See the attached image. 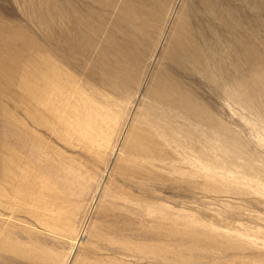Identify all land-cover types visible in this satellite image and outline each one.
I'll return each instance as SVG.
<instances>
[{
  "label": "rangeland",
  "instance_id": "obj_1",
  "mask_svg": "<svg viewBox=\"0 0 264 264\" xmlns=\"http://www.w3.org/2000/svg\"><path fill=\"white\" fill-rule=\"evenodd\" d=\"M108 1L0 0V264H264V9L218 0L262 56L233 84L205 0ZM190 5L202 47L218 40L211 76L170 53ZM166 72L220 131L163 115Z\"/></svg>",
  "mask_w": 264,
  "mask_h": 264
},
{
  "label": "bare ground",
  "instance_id": "obj_2",
  "mask_svg": "<svg viewBox=\"0 0 264 264\" xmlns=\"http://www.w3.org/2000/svg\"><path fill=\"white\" fill-rule=\"evenodd\" d=\"M85 1V0H84ZM103 1V0H102ZM116 1V0H114ZM206 1V4H207V9H203L202 11L204 12V15L203 16H207L206 14L208 13L213 19L215 20H221L222 22H224V25L225 27L230 30L229 33H230V39H229V42L227 44V47L229 48V50H231V52H234V53H237L238 54V59L239 61L237 62L235 59V61H227L225 58L222 57L221 58V63L219 65H221V68L222 70L226 73L227 75V78L228 80H226L227 82H230V83H233V84H236V83H242L241 79H242V75H243V68H242V63L243 61L245 62V64L249 63L250 65H253L255 62H258L260 60V63L257 64L256 68L257 67H261V60H262V56L261 54L258 53V49H257V46L256 44H252L250 41H247L246 39L243 38V36H241V30L242 28L244 27L243 24H242V21L241 19L239 18V16H237L234 11L229 7V6H220L221 4V1H218V0H205ZM223 1V0H222ZM248 1V3L251 5L252 7V10H254V12H261L263 9H264V0H246ZM111 3V1L109 0L108 3ZM135 2V1H134ZM220 2V4H219ZM230 2V0L228 1V3ZM232 2V1H231ZM230 2V3H231ZM96 3V2H95ZM104 3V2H103ZM102 3V4H103ZM118 3V2H117ZM124 3V2H123ZM205 3V2H204ZM227 3V4H228ZM72 4V3H71ZM82 4V3H81ZM101 4V6H102ZM75 5V4H74ZM85 5H88V4H85ZM84 5V6H85ZM92 5V4H91ZM109 5V4H108ZM112 5V4H111ZM123 5V4H122ZM194 5V4H192ZM77 6V5H76ZM99 6V4H98ZM115 6V5H113ZM128 6V5H127ZM191 6V5H190ZM205 6V5H204ZM82 7V6H81ZM100 7V6H99ZM106 7V5H105ZM109 7V6H108ZM122 7V6H121ZM132 7V6H131ZM134 7V6H133ZM107 8V7H106ZM101 9V8H100ZM186 9V8H185ZM202 9V8H201ZM73 10V9H72ZM75 10V9H74ZM78 10V9H77ZM82 10V9H81ZM93 10V9H92ZM105 10V9H103ZM111 10V9H110ZM109 10V12H110ZM83 11V10H82ZM89 11V10H88ZM94 11V10H93ZM122 11V10H121ZM132 11V10H131ZM187 11V12H186ZM185 12L182 11V16L180 17L179 21H178V24L176 26V30L174 31V36L171 40V52L168 51L171 53L172 56H174L173 58L177 59L178 61V65L180 67H183L185 64H191L193 66V70H197V72H201L205 75H210L211 76V72H212V68L209 64V60L210 58L213 56H216L217 55V47H218V40H214V43L212 44L210 42V44L207 46V48L205 49V45L204 47H202V43L200 42V39L202 37H205L204 35L200 34L199 33V28H197L198 26L195 27V25H192L191 22L193 21H190L189 17H191L192 15H194V12L195 10L193 9V7H189L188 10L186 9ZM243 11V10H242ZM74 13V11H72ZM85 12V11H84ZM95 12V11H94ZM105 12V11H104ZM123 12V11H122ZM80 13V12H79ZM128 13V12H127ZM148 13V12H147ZM196 13V12H195ZM78 14V13H77ZM76 14V15H77ZM85 14V13H84ZM124 14V12H123ZM203 14V13H202ZM255 15V13H253ZM68 15V14H67ZM75 15V16H76ZM87 15V14H85ZM122 15V14H121ZM148 14H146V17H147ZM125 16V15H124ZM209 16V17H210ZM69 17V16H68ZM83 17V16H82ZM133 17V16H132ZM246 17V16H245ZM103 18V17H101ZM107 18V17H106ZM253 18V16H252ZM250 18V19H252ZM73 19V18H72ZM100 19V18H99ZM104 19V18H103ZM143 19V18H142ZM206 19V18H205ZM91 20V18H90ZM95 21L97 20L96 18L94 19ZM105 20V19H104ZM193 20V19H191ZM244 20V19H243ZM246 20V19H245ZM256 22H257V26L260 27V28H264V20H259V18L257 17V19L255 18ZM197 21V20H196ZM209 21V20H208ZM207 21V23H208ZM247 21V20H246ZM98 22V21H97ZM127 22V21H126ZM195 22V21H194ZM78 23V22H77ZM91 23V22H90ZM89 23V24H90ZM198 23V21H197ZM216 23V21L214 22ZM98 24H101V23H98ZM104 24V23H103ZM196 24V23H195ZM202 24V23H201ZM217 24V23H216ZM251 24V23H250ZM81 25V24H80ZM91 25V24H90ZM184 25V26H183ZM203 25V24H202ZM205 25V24H204ZM208 25V24H207ZM215 25V24H214ZM79 26V25H78ZM221 26V25H220ZM243 26V27H242ZM246 26V25H245ZM80 27V26H79ZM104 27V26H103ZM118 27V26H117ZM122 27V26H121ZM200 27V25H199ZM94 28V27H93ZM202 28V27H201ZM200 28V29H201ZM222 28V27H221ZM103 29V28H102ZM120 29V27H119ZM204 29V28H203ZM224 29V28H223ZM222 29V30H223ZM245 29V28H244ZM68 30V29H67ZM226 30V29H224ZM132 31V30H131ZM80 32V31H79ZM88 32V31H87ZM104 32V31H103ZM211 32V31H210ZM209 32V33H210ZM85 33V32H84ZM91 33V31H90ZM205 33V32H204ZM246 33V32H245ZM87 34V33H86ZM96 34V33H95ZM103 34V33H102ZM220 34V33H219ZM211 35V34H210ZM214 36H217V35H214ZM247 36V35H246ZM83 37V36H82ZM214 38V37H213ZM218 38V37H217ZM107 39V38H106ZM211 39V38H210ZM257 39V38H256ZM126 40V39H125ZM138 40V39H137ZM91 41V40H90ZM105 41V40H104ZM227 41V40H226ZM206 42V41H205ZM76 44V43H74ZM89 44V43H88ZM92 44V43H91ZM108 45L110 43H107ZM221 44V43H220ZM90 45V44H89ZM81 46V45H80ZM90 47V46H89ZM93 47V45H92ZM111 47V46H110ZM222 47V46H221ZM225 47V46H224ZM88 48V47H86ZM73 49V48H72ZM226 49V48H225ZM86 50V49H85ZM84 50V51H85ZM91 50V49H89ZM222 50V49H221ZM87 51V50H86ZM110 51V50H109ZM261 51V49H260ZM89 52V51H88ZM55 53V52H54ZM65 54V53H64ZM74 54V53H73ZM169 54V53H168ZM170 55V54H169ZM168 56V55H166ZM219 56V54H218ZM264 56V55H263ZM169 57V56H168ZM108 58V57H107ZM170 58V57H169ZM44 60V59H43ZM58 61V60H57ZM175 61V60H174ZM61 62V61H60ZM247 62V63H246ZM59 63V62H58ZM67 63V62H66ZM213 63V62H212ZM61 64V63H59ZM65 64V63H64ZM38 65V64H37ZM187 66V65H186ZM48 67V66H47ZM46 67V68H47ZM216 67V66H215ZM55 67H53V70H54ZM174 68V67H173ZM176 68V67H175ZM185 68V67H184ZM190 68V67H188ZM217 68V67H216ZM68 69V67H67ZM218 69V68H217ZM37 70V69H36ZM35 70V71H36ZM47 70H50V69H47ZM168 70V69H167ZM173 70V69H172ZM182 70V69H181ZM188 70V69H187ZM191 70V69H190ZM56 71V70H55ZM178 71V70H176ZM194 71V73H195ZM38 72V71H37ZM44 72V70H43ZM50 72V71H49ZM193 72V71H192ZM257 72V71H256ZM47 73V72H46ZM45 73V74H46ZM52 73V72H51ZM54 73V72H53ZM60 73V72H59ZM63 73V71H62ZM60 73V74H62ZM167 73V72H166ZM162 74V76H157L156 79L154 78L155 80V85L153 86V89L151 90V92L148 93V95H150L151 98L154 99V101L156 100V104H160L161 107L163 109H165L166 113H163L164 114H167L166 116H168V114L171 115L172 112H179V114L184 117L186 119V121H193L194 122V127L195 126H198V127H202V126H207L209 128H211L212 130L213 129H216V128H219L220 126V123L218 124L217 122L219 121H216L215 119L209 117V114H208V111H207V108L203 105V104H200L198 102H196L194 100L193 97H191L188 93H186V91L184 92L182 89H181V86L178 85L176 82H174L171 78V76L167 73V74ZM178 73V72H177ZM214 73V72H213ZM27 74V73H26ZM55 74V73H54ZM215 74V73H214ZM29 75V74H28ZM31 75V74H30ZM29 75V76H30ZM37 75V74H36ZM213 75V74H212ZM261 75V74H260ZM40 76V75H39ZM44 76V74H43ZM46 76V75H45ZM49 76V75H48ZM58 76V75H57ZM225 76V75H224ZM42 77V76H40ZM47 77V76H46ZM50 77V76H49ZM62 77H64L62 75ZM207 77V76H206ZM262 77V76H261ZM24 78H25V75H24ZM28 78V77H27ZM39 78V77H38ZM213 79V77H211ZM215 78V77H214ZM248 78V77H247ZM48 79V78H47ZM65 79V78H64ZM212 79H209L210 81ZM263 79V78H262ZM31 80V79H30ZM42 80V78H41ZM40 80V81H41ZM51 80V78H50ZM36 81V80H34ZM39 81V82H40ZM44 81V80H43ZM46 81V80H45ZM60 81V80H59ZM37 84H38V80L36 81ZM53 82V81H52ZM56 82V81H55ZM61 82V81H60ZM65 82V80H64ZM62 81V83H64ZM211 82H214L213 80ZM41 83V82H40ZM54 83V82H53ZM72 83V82H71ZM244 83V82H243ZM242 83V84H243ZM256 81H251L250 82V85H255ZM44 84V83H43ZM51 84V83H50ZM49 84V85H50ZM55 84V83H54ZM259 84V83H258ZM264 84V83H263ZM36 85V83H35ZM47 85H48V81H47ZM65 85V84H64ZM240 85V84H239ZM42 86V85H40ZM52 86V84H51ZM61 86V85H60ZM67 86V85H66ZM65 86V87H66ZM238 86V85H237ZM46 87V86H45ZM49 87V86H48ZM63 87V86H62ZM250 87V86H249ZM252 87V86H251ZM38 88V87H36ZM50 88V87H49ZM69 88V87H68ZM66 89V88H65ZM248 89V88H247ZM30 90V89H29ZM39 90V88L37 89ZM44 90V89H43ZM69 90V89H67ZM66 90V92H67ZM230 90V89H229ZM237 90V89H236ZM42 91V90H41ZM231 91V90H230ZM37 91L35 90V93ZM43 92V91H42ZM46 92V91H45ZM29 93V92H28ZM34 93V92H33ZM34 93V94H35ZM41 92H39L40 94ZM48 93V92H47ZM34 94H33V97H34ZM46 94V93H45ZM257 95V94H256ZM32 96V95H31ZM37 96V94H36ZM38 97H40L38 95ZM76 97V96H75ZM250 97V96H249ZM37 98V97H36ZM35 98V100H36ZM240 98V97H239ZM28 99V98H27ZM41 99V98H39ZM44 99V97H43ZM42 99V100H43ZM72 99V98H71ZM38 101V100H37ZM62 101V99H61ZM153 101V100H151ZM39 102V101H38ZM37 102V103H38ZM69 102V101H68ZM59 103V102H58ZM70 103V102H69ZM153 104L155 102H152ZM151 103V104H152ZM155 104V105H156ZM158 106V105H157ZM54 109V108H53ZM66 109V108H65ZM161 109V108H160ZM162 110V109H161ZM54 111V110H53ZM52 111V113H53ZM148 111V109H147ZM48 112V111H47ZM51 113V114H52ZM64 113V112H63ZM49 114V113H48ZM49 114V115H51ZM148 114V113H147ZM159 114V113H158ZM55 115V113H54ZM153 115V114H152ZM64 116V115H63ZM146 116V115H145ZM161 116V115H159ZM175 116V115H174ZM177 116V115H176ZM51 116H49L50 118ZM149 117V116H148ZM164 117V116H162ZM151 118V116H150ZM54 119V118H53ZM156 119V118H154ZM159 118H157L158 120ZM174 119V117H173ZM162 120V119H161ZM175 120V119H174ZM152 121H153V117H152ZM164 121V119L162 120ZM179 121V120H178ZM184 121V122H186ZM151 122V121H150ZM149 122V124H150ZM158 122V121H157ZM156 122V123H157ZM160 122V121H159ZM163 123V122H161ZM160 123V124H161ZM181 123V121L179 122ZM192 123V122H191ZM184 124V123H183ZM193 124V123H192ZM196 124V125H195ZM154 125V124H152ZM152 125L150 127H152ZM156 128L158 126V124L155 125ZM154 126V128H155ZM162 126V124H161ZM223 126V124H222ZM159 127V126H158ZM184 127V126H182ZM153 128V129H154ZM160 128V127H159ZM164 127L162 126V129ZM176 128V127H175ZM178 128H181V127H178ZM188 128V127H187ZM186 128V129H187ZM190 128V126H189ZM145 129V128H144ZM152 129V128H150ZM152 129V130H153ZM158 129V128H157ZM192 129V127H191ZM149 130V129H148ZM147 130V131H148ZM179 130V129H178ZM183 131V129H181ZM217 130V129H216ZM144 131V130H143ZM154 131H158V130H154ZM164 131V129H163ZM185 131V130H184ZM183 131V132H184ZM195 131V130H194ZM199 131V130H198ZM214 131V130H213ZM218 131H220V128L218 129ZM216 131V132H218ZM150 132V131H148ZM160 132V131H159ZM191 132V131H190ZM144 133V132H143ZM172 133V132H171ZM147 134V133H146ZM152 134V133H151ZM164 134V133H162ZM180 134V133H179ZM186 134V132L184 133ZM156 135V133H155ZM217 135V134H216ZM145 136V135H144ZM147 136L151 137L150 135L147 134ZM162 136V135H161ZM165 136V135H164ZM162 136V137H164ZM173 136V135H172ZM188 136V135H187ZM197 136V135H196ZM138 137H141V136H138ZM143 137V135H142ZM146 137V136H145ZM155 138V136H153ZM161 137V138H162ZM169 137V136H168ZM159 139H161L160 137H158ZM167 138V137H165ZM171 138V136H170ZM148 139V138H147ZM153 139V138H152ZM157 139V138H156ZM157 140L155 141V144L159 145V146H163V141L165 140ZM154 140V139H153ZM174 140V139H172ZM177 140V139H175ZM170 141V139H169ZM154 142V141H153ZM152 142V143H153ZM168 142V140H167ZM165 142V143H167ZM176 142V141H175ZM140 143V141H139ZM145 143H146V140H145ZM144 144V142L142 143ZM147 146V144H145ZM176 145V144H175ZM155 146V145H154ZM178 148L179 146L176 145ZM141 147V146H140ZM143 147V146H142ZM150 147V146H149ZM172 147V146H171ZM174 147V146H173ZM172 147V149H173ZM153 148V147H151ZM144 149V147H143ZM150 149V148H149ZM176 149V147L174 148ZM154 150V149H153ZM157 150V149H156ZM140 151V150H139ZM138 151V152H139ZM141 151H142V148H141ZM160 151V150H159ZM137 152V153H138ZM164 152V151H163ZM150 150H145L144 149V152L142 153L143 155L142 156H148L150 155ZM140 154V153H138ZM151 154H155V153H151ZM166 156V155H165ZM164 156V157H165ZM139 157V155H138ZM150 157V156H149ZM151 158V157H150ZM156 158L159 159V161L161 160V154H157L156 155ZM167 158V157H166ZM144 159V158H143ZM164 159V158H163ZM165 160V159H164ZM143 161V160H142ZM162 163V162H161ZM166 165V164H165ZM152 171V170H151Z\"/></svg>",
  "mask_w": 264,
  "mask_h": 264
}]
</instances>
